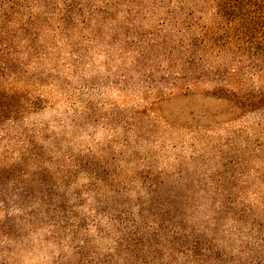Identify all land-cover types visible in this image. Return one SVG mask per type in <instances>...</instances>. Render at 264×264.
I'll return each mask as SVG.
<instances>
[{"label":"rangeland","instance_id":"obj_1","mask_svg":"<svg viewBox=\"0 0 264 264\" xmlns=\"http://www.w3.org/2000/svg\"><path fill=\"white\" fill-rule=\"evenodd\" d=\"M218 2L0 0V264H264V107L218 98L264 66Z\"/></svg>","mask_w":264,"mask_h":264},{"label":"trees","instance_id":"obj_2","mask_svg":"<svg viewBox=\"0 0 264 264\" xmlns=\"http://www.w3.org/2000/svg\"><path fill=\"white\" fill-rule=\"evenodd\" d=\"M218 1V4L215 6L216 11L214 12V17L222 20L223 34L211 33L208 35L206 37V43L209 48L226 53H233V55L241 54L243 58L249 57L251 60L255 58V61L261 62L264 66V53H262L264 52V41H260V43L253 42L256 35H261L258 34L260 30L257 28V22L255 25L250 23L246 24L247 18L245 14L236 12L228 1ZM260 16L264 19V12H262ZM252 19L253 18H250V21ZM261 30L264 32V26ZM252 66V72L256 71L258 77H262L260 74L264 70V67L260 68L259 66L257 68V65H254V61ZM207 73L214 76L222 75H218L217 72L213 71V67L208 69ZM228 80L227 87H232L234 85V83H232L234 82V77H230ZM220 93L222 94L218 98H222L226 101L227 107L234 112H239V110L253 111L264 107L263 90L256 91L254 94L249 95L237 93L234 89H221ZM0 102V117H2L8 112L7 103L9 102L8 94L4 92V90H0Z\"/></svg>","mask_w":264,"mask_h":264}]
</instances>
